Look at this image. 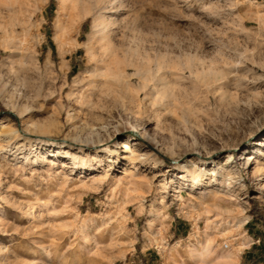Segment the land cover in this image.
<instances>
[{
	"label": "rangeland",
	"instance_id": "374dc122",
	"mask_svg": "<svg viewBox=\"0 0 264 264\" xmlns=\"http://www.w3.org/2000/svg\"><path fill=\"white\" fill-rule=\"evenodd\" d=\"M1 2L0 264H264V0Z\"/></svg>",
	"mask_w": 264,
	"mask_h": 264
},
{
	"label": "bare ground",
	"instance_id": "6f19581e",
	"mask_svg": "<svg viewBox=\"0 0 264 264\" xmlns=\"http://www.w3.org/2000/svg\"><path fill=\"white\" fill-rule=\"evenodd\" d=\"M4 9L5 8L2 7V2L0 0V14H2V13L4 14V12H3ZM90 13H91V11H88V14H90ZM59 29H61V28L59 27ZM1 30H3L2 31L3 34H5L4 32H7V31H5L6 29L4 28V26L0 23V31ZM17 31H18V29L16 27L12 28L11 33H9V35L11 34L10 36L13 37L12 39L16 38L15 36H16ZM6 34H5V36H8V34L7 35ZM102 37L100 36L98 38H95L94 41H90V44L88 43L89 44V49H91L90 52H92L93 55H94L93 56V58H94L93 62L95 64V68L94 69L110 71L112 65L115 63V60H116L115 59L116 58L115 57L116 52L114 51L115 49L112 50L113 48L112 47L110 48V45H109V48H108V43H106L107 44L106 45V44H104L102 42V39H104V36H102ZM17 40H18V38H17ZM90 40H92V39H90ZM8 41H10L9 38H8ZM88 44H87V46H88ZM13 45L15 46V44H13ZM62 69H63V67H61V70ZM87 85H89V86H87V87L85 85L83 86V90L80 91V94L78 95L79 96L78 98L80 99V101H82L81 103L84 104L83 106L88 110V112H92L93 109L95 108V106L98 105V100L101 97V95L105 94V93H108V91L111 90V88L113 86L108 81V79H106L105 76H99V75L94 77L92 80H90ZM69 145L76 146L77 149H79V150H82L83 148H87L88 147L87 144H83L77 139H74L72 142L69 143ZM89 147H90V145H89ZM119 148H121L123 150V152H125V153H127V152L132 150V146L130 145L128 140L122 142V144L119 145ZM57 153H62L63 155H65L64 157H71V159L73 161L76 160V158L71 153H69V151H63V152L57 151ZM213 257H214V253L211 252V250L210 251L206 250V251H204V253L199 254V260H197V261H199V263H202V262H205V261H209L211 259H215V261L217 259L216 262H218L220 260V258H218V257H216V258L215 257L213 258ZM224 257H228V255L227 256L224 255L222 258H224ZM200 260H201V262H200ZM213 263H215V262H213Z\"/></svg>",
	"mask_w": 264,
	"mask_h": 264
}]
</instances>
